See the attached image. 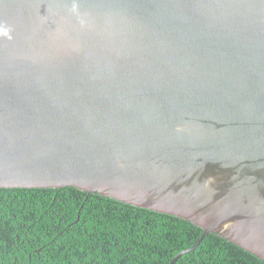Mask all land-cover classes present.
I'll list each match as a JSON object with an SVG mask.
<instances>
[{
    "label": "water",
    "instance_id": "water-1",
    "mask_svg": "<svg viewBox=\"0 0 264 264\" xmlns=\"http://www.w3.org/2000/svg\"><path fill=\"white\" fill-rule=\"evenodd\" d=\"M64 186L264 261V0H0V187Z\"/></svg>",
    "mask_w": 264,
    "mask_h": 264
},
{
    "label": "trees",
    "instance_id": "trees-1",
    "mask_svg": "<svg viewBox=\"0 0 264 264\" xmlns=\"http://www.w3.org/2000/svg\"><path fill=\"white\" fill-rule=\"evenodd\" d=\"M202 231L181 217L73 186L0 187V264H168ZM173 264L264 261L209 232Z\"/></svg>",
    "mask_w": 264,
    "mask_h": 264
}]
</instances>
